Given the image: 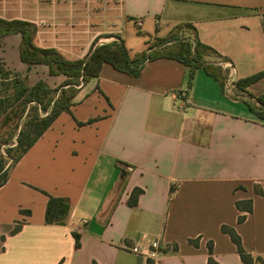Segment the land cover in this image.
<instances>
[{"label": "crops", "instance_id": "0c3cea01", "mask_svg": "<svg viewBox=\"0 0 264 264\" xmlns=\"http://www.w3.org/2000/svg\"><path fill=\"white\" fill-rule=\"evenodd\" d=\"M0 18L32 23L36 47L71 61L96 41L135 44L133 56L148 38L190 25L217 57L204 61L224 73L221 84L198 69L189 86L175 60L148 62L138 78L104 64L0 187V264H208L209 242L217 264H245L221 226L264 260V117L248 106L259 107L264 79L236 87L264 71V0H0ZM20 45L19 34L1 40L12 75L64 82L44 65L28 70ZM48 196L68 200L63 225L45 223ZM248 200L238 223L236 203ZM153 240L162 249L151 258L131 252Z\"/></svg>", "mask_w": 264, "mask_h": 264}, {"label": "trees", "instance_id": "16d2710c", "mask_svg": "<svg viewBox=\"0 0 264 264\" xmlns=\"http://www.w3.org/2000/svg\"><path fill=\"white\" fill-rule=\"evenodd\" d=\"M178 26H184L192 31L194 30L190 25ZM12 34H19L21 36L19 49L20 60L27 66L28 70L36 65H44L48 69L49 76H63L65 78L64 82L56 89H51L41 80L29 87L17 75H14L13 80H11L10 76L12 72L6 69L0 59V83L3 84L8 83L10 80L12 81L11 90L14 93V101H22L23 105L35 103L42 112L41 115L38 111H35V114L31 118L27 115L28 120L19 131L16 146L8 150V157L10 152L14 151L16 153L13 157L12 168L60 114L70 112V108L74 105L73 100L79 89L86 85L90 79L98 77L104 64H108L116 71L132 78H138L148 62H153L158 59H171L180 62L187 68L189 86L198 69H202L207 75L213 77L221 84L224 80V75L219 67L202 60L204 52L213 54L215 52L212 48L200 43L195 35V43L192 44L183 38L172 37L168 34L165 37L158 38L153 44L147 45L144 50L135 53L133 56L130 55L122 40L100 45H96V41L91 46L85 59L71 61L65 59L53 48L42 49L36 47L33 43L36 27L32 23L0 18V47L2 38ZM261 79H264V71L237 81L236 87L238 89L247 88ZM255 102L259 104V107L251 104H248V106L253 112L264 117V95L256 97ZM23 112L24 110L16 109L14 116H20ZM8 174L5 169V162L0 157V187L6 183ZM142 193V190L134 189L130 195L129 205L135 206L138 196ZM236 208L239 212L243 213L237 218V222L242 223L252 211L251 201L236 203ZM68 213L69 202L67 199L48 196L45 210L46 224L63 225ZM19 229L20 226H15L12 235L17 233ZM220 230L223 234L229 236L243 263L252 264L254 261H257L264 264V260L259 257L254 259L244 250L240 237L234 228L221 226ZM72 235L76 241V247H78V235L76 233H72ZM189 243L194 247L198 246L196 241L190 240ZM147 264L151 263L147 261ZM208 264H217L212 257V242L208 243Z\"/></svg>", "mask_w": 264, "mask_h": 264}, {"label": "rangeland", "instance_id": "374dc122", "mask_svg": "<svg viewBox=\"0 0 264 264\" xmlns=\"http://www.w3.org/2000/svg\"><path fill=\"white\" fill-rule=\"evenodd\" d=\"M168 34L171 35L172 37H177L181 39L183 38L184 40L189 41L192 44L195 43L194 33L188 27H184V26L173 27ZM130 36L132 39H136V36H140V35L131 33ZM158 38L160 37L153 36L148 38L146 46L153 44ZM127 45H128L126 46L127 49L129 48L130 50L135 49L137 47L134 46L135 44H130L132 45L130 46L129 42H127ZM205 57H209L217 60L216 55L210 52H204L202 60H204ZM216 66L220 68V66L218 65ZM220 71H222V69ZM13 78L14 75H11L10 79L13 80ZM11 80L8 83H3V84L0 83V157L5 162V169L7 173H9V171L11 170L13 166V157L16 155V153L12 151L10 152V155L8 157V150L16 146L19 131L26 124L28 120V116L29 118H31L35 114V111H38L39 114L42 115V112L39 110L37 104L31 103V104L23 105L22 101H18V102L14 101L13 99L14 93L11 90L12 87ZM22 81L25 83V85L29 86L28 80L26 78H23ZM60 85L51 86V87L49 86V87L51 89H56ZM16 109L24 110L23 114L15 117L14 112Z\"/></svg>", "mask_w": 264, "mask_h": 264}, {"label": "built area", "instance_id": "2783aa9c", "mask_svg": "<svg viewBox=\"0 0 264 264\" xmlns=\"http://www.w3.org/2000/svg\"><path fill=\"white\" fill-rule=\"evenodd\" d=\"M139 25V23H137ZM178 102L181 100L178 98ZM162 249V246L159 241L153 240L149 243L148 248L145 251H142L139 246H135L131 249V252L134 254L146 256L147 258H151L154 254Z\"/></svg>", "mask_w": 264, "mask_h": 264}]
</instances>
